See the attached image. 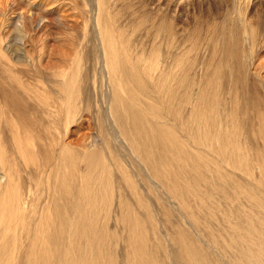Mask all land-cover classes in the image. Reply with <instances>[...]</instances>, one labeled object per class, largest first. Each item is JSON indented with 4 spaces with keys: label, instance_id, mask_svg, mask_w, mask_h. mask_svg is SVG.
<instances>
[{
    "label": "bare ground",
    "instance_id": "6f19581e",
    "mask_svg": "<svg viewBox=\"0 0 264 264\" xmlns=\"http://www.w3.org/2000/svg\"><path fill=\"white\" fill-rule=\"evenodd\" d=\"M8 3L11 11L14 8L13 12L15 9L19 12L9 18L0 8L2 19L6 16L9 20L6 21L7 27L5 23L0 27V264H116L109 253L115 235L107 232L97 221L99 215L106 216L105 209L111 206L113 196L120 192L113 189L109 159L117 166L125 189L135 200V206L128 201H119L118 205L124 212L127 239L131 242L126 264H264V101L256 100L251 106L259 112L247 126L242 123V117L250 112L243 111V105L239 104L236 96L232 98L231 110L224 120L210 104L207 115L192 112L185 122L180 116L178 92L181 87L185 88L186 82L168 87L166 79L161 78L148 91L144 87V79L150 80L157 56L146 62L143 79L130 55L111 30L103 25V5L98 0L96 32L102 45L104 64L100 86L108 85L110 90V96L103 90L101 96L109 100L108 123L114 128L115 137L120 138L121 144L123 141L128 144L130 156L145 178L146 185H142L145 188L142 190L136 182L139 174L134 173L135 169L131 173L119 158L112 154L111 158L106 156L101 145L99 150L86 146L88 151L77 152L76 155V151L70 152L61 143L70 123L71 110L73 114L78 104L80 93L75 90V84L79 66L74 63L69 72L53 73V81L56 74L60 82V96L55 87L45 86L41 79L45 69L40 66L39 39L35 38L36 31L33 33L28 29L35 23L38 24L37 29L45 27L49 21L46 13L51 8L33 12L29 10L30 5L25 10L17 8L14 1ZM60 21L57 22L62 24ZM9 26L14 29L15 38L7 35L11 32ZM243 33L252 49L256 43V31L250 29ZM34 53L38 54L37 59ZM230 54L232 51L228 48ZM181 65L179 63L177 67ZM95 77L94 84L97 83ZM260 82L264 85L263 80ZM247 85L254 93L258 92L252 79ZM153 93L164 99L165 110L160 113L154 112L153 102L147 104ZM124 94L128 98L122 96ZM18 95L25 97L28 103L23 102L27 106L25 103L22 104L25 107L20 106ZM121 96L124 100L120 102ZM142 98L149 101H144L145 104ZM125 100L130 102V106L134 101L140 103L141 107L136 110L131 106L134 110L131 117L122 106ZM114 102L119 104L118 107L122 106V112ZM35 106L47 115L50 112L54 117L57 115L54 122H44L46 127H43L49 135L52 131L58 132L59 138L55 142L59 155L56 158L46 153V149H41L42 146L39 148L36 141L37 137L41 140L38 133L35 134L36 127L42 124L37 117L27 116ZM163 112L172 116L171 122L160 123ZM103 126H100L99 142L106 141ZM218 130L219 135L216 136L214 131ZM183 131H189L190 136L186 140L175 135ZM53 142L49 144L53 145ZM187 144L197 149L191 155L198 158L197 164L192 158L183 161L176 154L184 151ZM209 150L215 151L214 159L208 158ZM221 154L222 162L219 161ZM168 155L170 161L165 159ZM181 164L184 165L176 173H170ZM31 165L34 167L28 168ZM225 166L240 172V182L233 171L226 172L229 169ZM183 171L188 174L178 175ZM21 172L24 177H21ZM162 191L175 201L177 210L180 208L190 219L195 231L200 230L199 233L196 231V236L178 229L174 231L170 239L172 249L163 244L161 236L156 235L159 232L154 230L156 223L148 198V195L156 196L157 193L156 201H159ZM215 194L225 201L233 202L237 198L243 201L237 199L239 203L235 201L233 206L221 208L214 204ZM134 207L146 214L144 220L133 215ZM29 213L38 214V217ZM148 222L149 228H146L145 223ZM148 229L155 235L152 240L154 251L149 250L152 241L150 243ZM164 245L170 250H166ZM158 253L163 257H158Z\"/></svg>",
    "mask_w": 264,
    "mask_h": 264
},
{
    "label": "rangeland",
    "instance_id": "374dc122",
    "mask_svg": "<svg viewBox=\"0 0 264 264\" xmlns=\"http://www.w3.org/2000/svg\"><path fill=\"white\" fill-rule=\"evenodd\" d=\"M13 1L18 4L17 8L25 9L30 5L29 10L33 12H41L43 9L51 8L46 13L49 21L45 27L37 29L38 24L35 23L28 29L33 33L36 31L35 38L39 39L38 43L41 47L40 66L45 69V74L41 76V79L45 86L55 87L58 90L57 94L60 96V82L57 81L56 74L55 82L53 81V73L61 70L69 72L74 63L79 66V74L75 84V90H79L80 93L77 100L78 104L73 114L71 110L70 123L66 133L61 137V143L70 152L73 151L72 153H74L76 151V155L77 152L79 154L84 153L83 151L87 148L94 149L96 147L98 149H95L99 150L101 145L106 156L111 158L114 155L119 158L121 164L126 166L128 170L130 168L131 173L135 169L134 173L139 174L136 177L139 186L146 185L142 172L139 171L130 156L131 152L128 144L123 140L124 143L121 144V141L118 140L120 138H116L113 133L114 128L111 123H108L110 117L109 100L107 101L101 96V91H107V95L110 96V90L107 87L108 85L100 86V76L103 73L104 64L102 45L96 32L98 15L96 2L98 0H0V3H3L0 4V8L2 7L5 15L9 18L14 17L15 13L19 12V9H15L13 12L14 8L11 11L8 2ZM101 1L103 5V25L111 30L117 42L130 55L131 62L137 65V71L143 79L146 62L153 56H157L156 67L150 74V80L144 79V87L148 91L161 78L166 79L165 85L168 87L186 82L185 88L181 87L178 92L180 116L185 122L189 120L192 112L199 111L207 115L210 104H213L214 110L219 111L220 119L224 120L225 115L231 110V100L234 96L237 97L239 104L243 105V111L250 112L248 116L242 117L244 126L251 123L253 116L256 117L259 110L256 107L251 108V106L256 100L262 99L264 101V85L260 82L261 80L264 81V0ZM6 16H4V20L0 16V27L1 24H3L2 27L4 23L5 25L8 24L6 21L9 22V20ZM58 20L62 24H59ZM250 29L256 31V43L252 49L249 39L243 33L244 30ZM12 30L14 31L10 27L9 32H11L7 35L15 38V32ZM228 48L232 51L230 55H228ZM37 55V53H34L35 59H37ZM138 59H141V62H138ZM179 63L183 65L177 67ZM20 77L23 78L24 76L20 75ZM94 77L97 80L96 84L93 83ZM245 79H247V82ZM250 79L256 84L257 93H254L247 85ZM153 94L149 96L151 101H149V97V100H145V98L141 100L142 102L149 101L147 104L153 102L152 104H155L154 112L160 113L165 110L163 108L164 99L158 93ZM126 95L122 96L128 98ZM122 96L118 99L120 102L124 100ZM159 96L161 99H159ZM18 97L20 106L25 102L28 103V101H25V97H20V95ZM183 98L186 100H180ZM118 100L117 102L120 103ZM117 102H114V105H117L116 107L119 105ZM125 102L126 100L122 106L129 113V117L133 115L132 111L141 107L138 101H134V103L132 101L133 105L131 106L135 108L133 110L130 102L128 100L129 104L127 102L125 104ZM26 103L25 106H27ZM24 105L22 106L25 107ZM122 106L118 107L119 112H122ZM27 116L30 118L37 117L42 124V126L36 127L37 131H35V134L38 133V136L41 137V140L38 137L36 138L39 148L42 146L41 149L47 150L46 153L55 155L54 158H56L59 155L57 154L58 144L56 143L59 138L58 132L52 131V134L49 135L43 131V127H46L44 122H54L57 115L54 117L52 112L47 115L42 109L35 106L32 113H28ZM148 116L150 117V115ZM172 119L171 115L163 112L160 123L167 124ZM102 124L105 128L103 134L106 141L99 142L100 126ZM127 127H124V129ZM188 132H176L175 135L180 140H186L190 136ZM214 133L218 136L219 130L214 131ZM91 140H96L99 144ZM51 141L53 145H50ZM92 143L97 145L94 144V146ZM86 146L89 147L86 148ZM107 150H111L110 154ZM195 150H197L195 147L187 144L184 151H177L176 154L181 156L183 161L192 158L195 161L194 164H197L198 158L195 155L191 156ZM214 153V150H209L207 152L208 158L214 159ZM41 158L43 157L41 156ZM165 159L167 161L171 160L169 155ZM222 159L221 154L219 161L222 162ZM109 161V165H112L111 171L113 170V189H119L120 192L113 196L111 206L105 209L107 211L106 216L99 215L97 221L105 227L107 232L115 235V239L110 243L111 252H108L112 255L116 264H126L130 255V240L127 239L128 229L124 222V212L118 205L119 201H128L135 206V200L131 197L129 191L125 189L117 166L115 167L110 159ZM40 164L42 165L41 161ZM182 165L184 164L175 166L174 171L170 170V173H176ZM33 167L34 165L28 166V168ZM230 171H233L232 174L240 182L242 178L240 172L234 169H229L226 172ZM183 172L178 173V175L188 174L187 171ZM21 177H24L23 172H21ZM166 181L171 182L167 179ZM141 189L144 190L145 188L142 187ZM216 195L213 198L214 204H219L221 208L233 206L235 201L236 203L243 201L239 200L240 198H237L239 201L237 199L233 202L225 201L219 195ZM156 196H158L157 193ZM156 196L150 194L148 198L156 223L154 230L159 232L156 235L161 236L160 239L163 244L165 243L169 248L171 247L170 249L173 248L170 239L177 229L186 231L191 236H196L199 233L200 230H196L198 232L196 233V228L191 224L190 219L183 215L182 210L180 208L177 210L178 206L175 205L173 199L163 191L159 194V201H156V198H158ZM55 213L56 211L53 214L55 215ZM81 214L84 215V212ZM29 215L38 217V214L29 213ZM133 215L141 220L146 217V214L138 207H134ZM148 224L149 222L145 223L146 228ZM175 226L178 228H175ZM151 234V230L148 229L150 243L155 239V235ZM169 248L166 250H170ZM149 250L154 251L153 241ZM158 254L160 255L158 257H163L162 253Z\"/></svg>",
    "mask_w": 264,
    "mask_h": 264
}]
</instances>
